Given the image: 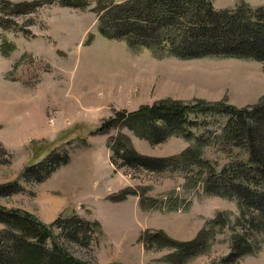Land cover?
Segmentation results:
<instances>
[{
  "label": "rangeland",
  "instance_id": "rangeland-1",
  "mask_svg": "<svg viewBox=\"0 0 264 264\" xmlns=\"http://www.w3.org/2000/svg\"><path fill=\"white\" fill-rule=\"evenodd\" d=\"M120 1L89 0L81 10L59 0H0V9L6 2L35 5L31 13L16 14L0 27V108H10L7 114L0 111V188L13 183L21 188L0 197V208L25 212L45 225L74 215L97 222L86 248L52 229L69 255L85 264H223L232 250L243 253L238 264H264V220L236 198L207 192L204 171L155 173L115 168L110 161L118 135L136 153L153 158L196 147L178 135L151 145L121 126L122 114L160 102L214 107L191 114L196 125L189 131L203 141L220 134L227 117L221 107L252 109L264 102V61L181 60L165 50L133 49L125 41L104 38L100 8ZM209 1L216 10L264 7V0ZM147 53L157 61H147ZM121 66L129 72H121ZM61 150L74 158L56 170L63 172L40 183L22 178L28 166ZM83 151L87 163H95L85 182L69 191L57 189L67 187L55 182L76 168ZM201 156L216 171L232 160H247L243 150L221 140L203 146ZM46 196L63 206L54 204L51 211L43 204ZM200 237L204 248L182 257L179 246Z\"/></svg>",
  "mask_w": 264,
  "mask_h": 264
},
{
  "label": "trees",
  "instance_id": "trees-1",
  "mask_svg": "<svg viewBox=\"0 0 264 264\" xmlns=\"http://www.w3.org/2000/svg\"><path fill=\"white\" fill-rule=\"evenodd\" d=\"M59 3L81 10L90 5L89 0H59ZM4 5L5 8L0 9V27L3 28L12 22L10 17L31 13V8H35L31 4L6 2ZM100 12V35L109 40L125 41L133 49L165 50L181 60L219 57L264 61V7L252 9L241 5L233 10H216L209 0H121L104 5ZM221 109L227 116L226 122L220 134L205 141L189 131L196 125L190 116L212 112L215 109L211 106L200 109L160 102L135 113L122 114L121 126L151 145L161 144L172 135L193 140L197 145L178 156L153 158L136 153L129 141L118 135L111 144V164L115 168L155 173L198 168L205 173L207 192L236 198L246 211L255 210L264 220V102L252 109ZM116 120L117 117L111 119L109 124L113 125ZM105 127V124L100 127L99 132H104ZM213 140L243 150L247 160H232L216 171L201 156V148ZM69 161L66 151L52 152L40 163L28 166L22 178L40 183ZM20 190L17 183L2 186L0 197ZM0 224L3 225L0 264H85L69 255L52 236V229L57 228L66 240L86 248L92 241L91 228H99L97 222L77 215L66 219L59 216L45 225L25 212L3 208H0ZM202 238L180 245L182 257L201 251L205 246ZM242 254V251L232 250L222 263L238 264Z\"/></svg>",
  "mask_w": 264,
  "mask_h": 264
},
{
  "label": "crops",
  "instance_id": "crops-1",
  "mask_svg": "<svg viewBox=\"0 0 264 264\" xmlns=\"http://www.w3.org/2000/svg\"><path fill=\"white\" fill-rule=\"evenodd\" d=\"M145 58H147V61L149 62H153V61H157L156 59H154L149 53H147V55H145ZM131 60H133V58H130ZM130 60V61H131ZM123 67V66H121ZM130 69L126 68V67H123L121 68V72L124 71V73H128ZM141 73V71H140ZM20 107L24 108L25 109V106H22V105H19ZM41 119L38 120V122L40 121ZM36 123L38 126L39 123ZM89 146V145H88ZM87 146V147H88ZM86 152L83 151L81 152L78 156V160L79 162L76 163V168L71 171V172H67V173H63V178L61 177L59 180H57L55 182V185H62L61 183H65L67 185V187H58L57 189L59 190H63V191H69L71 189H75L76 187H80L84 182H85V178H86V175L89 173V171L95 166V163L93 165H90L87 163L86 161ZM74 155V154H73ZM73 157H71L69 163L71 164L72 161H73ZM96 162V160L94 161ZM68 163V164H69ZM67 164V165H68ZM69 164V165H70ZM106 165V163L104 164ZM64 168H61L59 171H56L53 175V176H57L60 172H63ZM48 196H46L44 198V205L49 208L51 211H54V208L59 204L56 199H52V198H47ZM54 204L56 206H54ZM60 205V204H59ZM63 204L60 205V207H62ZM59 212V211H58Z\"/></svg>",
  "mask_w": 264,
  "mask_h": 264
},
{
  "label": "bare ground",
  "instance_id": "bare-ground-1",
  "mask_svg": "<svg viewBox=\"0 0 264 264\" xmlns=\"http://www.w3.org/2000/svg\"><path fill=\"white\" fill-rule=\"evenodd\" d=\"M6 109H2V108H0V111L2 112L1 114H7L6 112L8 111V110H10V108H8L7 107V105L6 106H4ZM12 113H9V115H11Z\"/></svg>",
  "mask_w": 264,
  "mask_h": 264
}]
</instances>
